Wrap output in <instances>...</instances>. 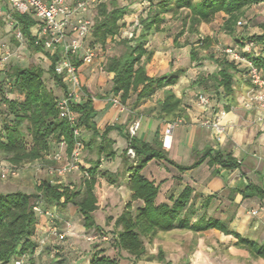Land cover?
I'll return each instance as SVG.
<instances>
[{"label": "trees", "instance_id": "1", "mask_svg": "<svg viewBox=\"0 0 264 264\" xmlns=\"http://www.w3.org/2000/svg\"><path fill=\"white\" fill-rule=\"evenodd\" d=\"M149 7L146 14L139 17L141 25L139 31H134L132 37H124L120 42L125 51L120 56H111L107 59L103 69L114 73L111 91L126 105L133 94H136V102L148 99L161 88L175 85L180 76L186 71L177 68L159 76H149L146 63L151 59L154 51L149 49L147 43L149 37L158 32H164L165 16L172 14L181 16L182 28L174 35L175 47L191 45L190 60L202 65L204 59L214 61L218 69L212 73L198 72L195 80L197 85L204 89H212L216 94L223 93L229 100L227 108L236 102L235 85L238 74L247 72L246 65L241 68V62H236L228 54L222 52L221 56L213 53L202 55L203 50H209L214 38L205 36L192 40V37L200 32L203 22H211L218 13L227 15L220 25V30L233 35L238 21L243 17L248 8L264 2V0H145ZM130 6L121 4L119 0H99L93 9V43L104 47L109 38H115L120 34L124 17L129 12ZM186 10L182 14V12ZM16 20V27L26 40L29 49L36 53H42L50 60L47 71L39 65L23 67L12 64L0 69V153L6 155L10 164L20 168L35 161L55 164L56 161L49 154L56 143H64V154L70 155L75 148V136L68 121L61 117L57 108L59 96L48 88L44 75L46 72L55 81L63 93L67 85L62 77L55 71V63L58 55L50 56L42 45L35 43V37L31 28L34 21L28 16L9 11ZM261 34L250 36L246 41L240 40V47L244 48L248 42H254L260 46L258 50H242V55L250 60L264 76V21L260 23ZM189 34L190 37L181 41L180 38ZM12 41L20 45L15 37ZM77 66L82 63L74 62ZM87 98L74 105L78 111L82 126L92 132L88 146L95 147L99 158L85 171V177L78 187L54 182L51 179L41 180L33 192L17 191L0 193V264H12L17 258L29 256L31 261L37 249L35 240L38 217L36 202L42 200L47 205H60L67 207L74 205L83 217L86 229H94L103 232L96 223L94 212L100 208L99 192L96 188L99 177H107L110 183H115L116 175L107 170H100L101 156L112 158L115 156L114 141L108 138V131L117 125H109L101 133L94 121V99L100 94L92 95L87 87H82ZM182 99L170 88L164 91V98L153 108L158 111L159 117L165 122L172 121L183 116L181 107ZM122 130V129H121ZM30 134L31 144L26 140ZM127 140V147L123 150L128 177V186L133 192L132 199H141L142 207L132 212L131 204L126 205L123 213L115 221V246L119 250H126L130 254L141 256L145 253L144 237L152 238L157 231H168L173 228H190L202 230L219 228L223 232L234 234L238 240L236 245L247 248L251 254L264 258V242L259 244L253 240L242 237L229 230L225 221L217 219L201 220L196 224L189 223L187 218L180 219L187 207L192 188L187 186L182 193L173 199V204H155L158 187L142 174V169L152 159H164L175 164L180 170H187L200 165L209 158L210 165H220L226 169H234L240 166V162L230 153L207 148L200 159L190 166L176 164L168 157L163 142L156 140L148 143L132 136L129 131L123 132ZM99 137V139H98ZM132 148L135 156L128 155V149ZM244 196L264 197V187L249 184L242 189ZM179 220V222H178ZM89 264H118L115 258L104 253L102 248L95 249L90 257Z\"/></svg>", "mask_w": 264, "mask_h": 264}, {"label": "crops", "instance_id": "2", "mask_svg": "<svg viewBox=\"0 0 264 264\" xmlns=\"http://www.w3.org/2000/svg\"><path fill=\"white\" fill-rule=\"evenodd\" d=\"M263 5L264 2L248 8L239 20L242 24H237L233 35L220 30V25L227 17L223 12L218 13L211 22L201 23L200 32L195 35L196 39L205 36L214 38L212 47L209 50H203L202 55L213 53L221 56L226 47H238L239 50H244L245 48L240 47L239 41H246L250 36L261 34L263 31L260 23L264 21V15L250 14L252 8L256 6L264 8ZM0 10L3 14L9 13L10 8L6 0H0ZM158 33L151 35L147 43L148 48L154 51L151 59L146 63L148 75L159 76L177 68H184L186 71L175 85L158 89L153 96L139 103L136 102V94L132 95L126 105L116 106L111 101L114 95L111 91L114 73L105 71L103 66L109 57L120 56L124 52L108 54L107 57L101 52L100 57L94 63L79 66L82 84L92 95H101L100 98L94 99V121L99 131L102 133L109 125H117L122 129L114 127L108 131V138L114 141L112 147L115 150V156L112 158L101 156L102 161L99 167L100 170L114 173L117 180L112 184L107 177H99L96 191L99 192L101 185L106 181L110 185L109 191H114L113 194L118 199H123L124 203L120 213L114 218L108 216L106 223L113 222L114 231H117L121 227L117 228L115 221L126 209L128 203L131 204L133 213L144 205L141 199H132L133 192L128 186L129 173L122 155L127 147V140L123 137L122 131H129L132 123L139 118L140 128L135 136L148 143L156 140L163 142L167 122L162 120L158 111L153 108L163 100L164 91L171 88L182 99L183 116L180 118L183 119V123L177 126L166 140L167 144L164 147L168 157L176 164L190 166L200 159L205 149L212 148L232 154L240 162V166L226 169L218 164L210 165L209 158H207L196 167L180 170L175 164L164 159H152L142 169V174L158 187L155 204L172 205L173 199H176L187 186H190L193 191L180 219L187 218L190 225L212 218L222 220L227 223L232 232L262 244L264 242V197L256 195L246 197L242 192V189L249 184L264 187V113L255 109L247 110L242 105V98L250 83L245 78L239 80L240 74H238L235 85L236 103L227 108L229 100L223 93L216 94L212 89H204L195 83L198 72L212 73L218 69V65L209 59H204L202 65L191 62V45L175 47L173 39L170 43H165V45H170L169 49L167 46L164 48L161 44L157 45ZM112 39L109 38L107 44ZM107 44L102 47L104 53ZM255 46L258 50L260 49L258 44ZM173 58L177 61L176 66L172 62ZM199 94L209 96L210 103L202 104L198 99ZM214 117H219L221 124L225 127L221 140L216 139L210 127L201 123L204 118ZM91 136L92 132L83 128L82 138L88 155L86 160H82L84 161L83 168L90 167L99 158L96 148L88 146ZM1 155L6 159L4 162L9 163L6 155L0 153ZM84 177L85 171L83 179ZM56 182L63 183V180ZM99 201L101 205L100 197ZM47 206L51 210L57 208L56 204ZM58 207L67 210L70 205ZM252 210H258V213L254 215ZM77 214L80 225L73 227L72 233L74 234L71 238L74 242L81 241L75 235L91 230L84 227L83 217L78 208ZM70 217L76 219L72 213ZM47 223V219L43 217L41 225L37 224L35 240L38 245L31 262L33 259H38L41 253L42 245L40 246L39 241L46 243L48 240L45 226ZM38 226L40 227L39 233ZM237 240L234 234H227L215 227L202 230L176 227L168 231L159 230L151 239L144 237L145 253L141 256L130 254L126 250H119L115 246L114 238L112 248H108L106 244L97 248H102L104 253L115 258L118 264H264V258L254 256L247 248L236 245ZM93 251L85 258L76 256L74 264H89Z\"/></svg>", "mask_w": 264, "mask_h": 264}, {"label": "built area", "instance_id": "3", "mask_svg": "<svg viewBox=\"0 0 264 264\" xmlns=\"http://www.w3.org/2000/svg\"><path fill=\"white\" fill-rule=\"evenodd\" d=\"M9 8L13 12L28 16L34 21L31 28L35 37V43L42 45L44 50L50 55H58L55 63V71L62 77L63 82L67 85L66 91L58 97L57 108L61 117L65 118L75 136V148L68 156L65 155L66 163L52 169L57 176L63 177L72 171L80 169L81 155L85 148L82 138L83 126L80 123L81 114L74 109V105L82 103L87 95L84 93L82 81L79 75V66L74 62L80 61L82 64H92L101 55L102 46L93 43V9L99 0H6ZM9 22L16 28V38L19 41L25 40L22 32L16 27V20L6 13ZM242 21H238L241 25ZM141 25L137 22L133 31L128 34L132 37L134 31H139ZM26 41V40H25ZM244 50H257L254 42H248ZM223 52L228 54L236 62L244 63L247 67L246 79L249 81V88L242 98V105L247 110H258L264 113V76L253 65V63L242 55L238 47H226ZM10 58L9 51H6L0 60V69L5 68ZM199 101L208 105L210 97L205 94L198 95ZM111 101L116 106H122L120 98L116 95L111 97ZM183 123V119L178 117L166 123L164 130L163 143L167 144V138L173 130ZM203 125L210 127L217 140H221L225 133V127L221 124L219 117L204 118L201 122ZM140 128V119L137 118L129 127V133L135 136ZM128 155L135 156L132 148L128 149ZM64 155L57 153L53 158L61 161ZM19 168L12 164H0V178L7 179L15 177ZM49 214V210L46 212ZM258 210H252L256 215ZM51 215V213H50ZM68 225H70L68 223ZM54 233L62 239L64 234L59 232L57 227L53 228ZM93 240L96 236L87 237ZM29 256L17 258L12 264H30Z\"/></svg>", "mask_w": 264, "mask_h": 264}, {"label": "rangeland", "instance_id": "4", "mask_svg": "<svg viewBox=\"0 0 264 264\" xmlns=\"http://www.w3.org/2000/svg\"><path fill=\"white\" fill-rule=\"evenodd\" d=\"M119 2L121 4L129 5L130 9L123 19L124 24L122 25L120 34L107 44L105 53L102 51L103 56L105 57H107L108 54H121L125 51V47L120 42V40L124 37H127L128 34L134 30L139 17L142 16V14H146V10L149 7L148 1L145 0H119ZM184 12H186V10H184L182 14ZM252 13L258 16H263L264 8L256 6L251 9L250 14ZM163 26L165 27V31L158 33L159 39L157 40L158 44H156H161V46L164 48L167 46V49H169L170 45H165V43H170L174 35L182 28L181 16L167 14L165 16V22ZM15 32L16 28H14V26L9 22L6 14L0 13V60L1 56L6 51H9L10 53V58L8 63L5 64V68L12 64L21 65L23 67L39 65L47 71L50 64L48 57L42 53H36L29 49L25 40L20 41V45H16L12 41V39L15 37ZM189 37V34H185L180 38V40L184 41ZM195 39L196 36H193L192 40ZM172 62L176 66L177 61L175 58L172 59ZM100 64L103 65V63ZM243 64L244 63L241 64V68L245 66V64L244 66ZM101 65H99L100 71H102ZM246 74L247 73H240L239 80L242 78L248 79ZM44 79L47 87L51 88L57 96L60 97L63 94L62 89L55 84L54 79L49 75L48 72L45 73ZM26 140L30 145L31 136L28 133L26 135ZM65 149L66 145L64 143H56L53 145V148L49 154L50 157H53L57 153L64 155L61 161L55 160V164L45 163L41 160L35 161L20 167L18 174L15 177H9L7 179L0 178V193H10L17 191L33 192L35 186L43 179H51L54 182L63 180V183L72 184L73 186L78 187L83 181L84 170L82 167L84 166V161L82 160H86L88 157L85 148L81 155L80 169L72 171L63 177H59L54 172H51L52 169L66 163L67 157H65L64 154ZM4 161H6V159L3 155H1L0 164H9ZM109 190L110 185L104 181V184L101 185L99 190L101 208L97 212H94L96 222L101 224L104 233L94 229L82 231L81 235H75L77 236L76 238H79L81 241L75 242L72 240L71 236L74 234V232L72 233L73 227L77 224L80 225V221L77 220V208L70 205L69 209L62 210L58 207L60 205H57L56 209L51 210L48 208L46 203H44L42 200H38L36 202L38 225H41V220L43 217L47 219L48 223L45 224V226L47 228L48 240H46V243L39 241L40 246L42 245L41 253L38 256V259H33L32 262L30 261V264H74L76 256L77 258L81 256L85 258V256H88L91 251L99 246L106 244L108 248H112V246H114L113 238L115 231L113 222L107 224L106 218L108 216L113 218L116 217L120 213L124 203L123 199H118V197L113 194L114 191L110 192ZM47 210H49L51 215L50 213H46ZM71 213L74 214L76 219L70 217ZM68 223H70V225H68ZM39 226L38 233L40 231ZM54 227H57L58 231L64 234L62 239H60V237L54 233ZM89 236H96V238L89 240L87 238Z\"/></svg>", "mask_w": 264, "mask_h": 264}]
</instances>
